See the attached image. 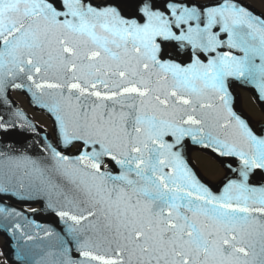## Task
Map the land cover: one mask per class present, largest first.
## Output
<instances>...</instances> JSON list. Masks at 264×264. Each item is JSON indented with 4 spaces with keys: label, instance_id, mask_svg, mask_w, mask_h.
I'll use <instances>...</instances> for the list:
<instances>
[{
    "label": "snow or ice",
    "instance_id": "obj_1",
    "mask_svg": "<svg viewBox=\"0 0 264 264\" xmlns=\"http://www.w3.org/2000/svg\"><path fill=\"white\" fill-rule=\"evenodd\" d=\"M236 84L264 100V15L244 0H0V227L18 264H264V120L236 110ZM22 133L39 156L9 142Z\"/></svg>",
    "mask_w": 264,
    "mask_h": 264
},
{
    "label": "water",
    "instance_id": "obj_2",
    "mask_svg": "<svg viewBox=\"0 0 264 264\" xmlns=\"http://www.w3.org/2000/svg\"><path fill=\"white\" fill-rule=\"evenodd\" d=\"M16 91H19V90H16ZM19 92H21L24 95H26L28 97L29 101H30V99H31L30 95L25 94L24 91H19ZM235 103H236V99H235ZM31 105L33 106V108L35 110L42 111V109H40L38 106H36L34 104H31ZM38 128L40 129V134H41V137H42L43 134L46 131L44 129H41L40 127H38ZM32 140H33V136H32L31 133L14 134L12 137L9 138V142L14 144L17 149H21V150H25L26 149L29 155H32V156L36 157V156L40 155L38 147L33 146L31 148H28V144ZM191 148L199 149L197 146H194V145H192ZM3 203L5 205L15 207V208H17L18 210H21V211H25V210L20 209L22 206H24V207H28V206H33V207L38 206V207H40L39 204L33 203L31 201L21 202V201L16 200L15 198L10 199V200L9 199H5L3 201ZM25 212H26V214H28L29 211H25ZM29 219L35 220L37 223H39L41 225H44L46 227H52V228L56 229L57 231L62 230L63 227H64L62 222H60L59 218L55 217L54 215H51V214H48V213H44V212H37L36 214H29ZM0 222L7 223V221H2V218H0ZM21 222L23 223V221H21ZM28 230L29 231H33L34 229L29 228ZM0 234L3 235L4 240H5V244H6V247H7V249L5 251V259H6V261H8L10 263H13V264H18V259H17V255H16V247H17L18 243L23 245V241L22 240L18 241L15 237H13L11 234L6 232V230L3 227H0ZM17 236H19L18 233H17ZM37 243L38 242H35V243L30 242L29 244L24 245V248H25L26 251L28 249H33V248L36 247Z\"/></svg>",
    "mask_w": 264,
    "mask_h": 264
},
{
    "label": "rangeland",
    "instance_id": "obj_3",
    "mask_svg": "<svg viewBox=\"0 0 264 264\" xmlns=\"http://www.w3.org/2000/svg\"><path fill=\"white\" fill-rule=\"evenodd\" d=\"M12 98L32 117V119L38 123L41 127L45 128L49 134H52V124L51 121L43 116L42 113L35 112L30 105L27 103L25 97L17 92L11 94ZM192 153L191 155H193ZM193 161L196 168L200 171L202 175H207L211 181L218 182L219 178L222 176L223 169L211 159L202 155L201 153H195L193 156ZM1 252H3V239L0 237V264H7L1 257Z\"/></svg>",
    "mask_w": 264,
    "mask_h": 264
},
{
    "label": "flooded vegetation",
    "instance_id": "obj_4",
    "mask_svg": "<svg viewBox=\"0 0 264 264\" xmlns=\"http://www.w3.org/2000/svg\"><path fill=\"white\" fill-rule=\"evenodd\" d=\"M244 3L260 15H264V0H244ZM234 90L239 98V109L254 123L264 120V110L256 100L257 95L252 90L249 91L239 86H234Z\"/></svg>",
    "mask_w": 264,
    "mask_h": 264
}]
</instances>
